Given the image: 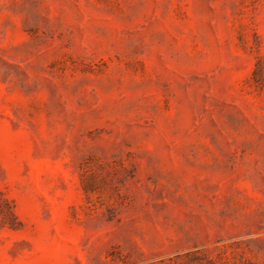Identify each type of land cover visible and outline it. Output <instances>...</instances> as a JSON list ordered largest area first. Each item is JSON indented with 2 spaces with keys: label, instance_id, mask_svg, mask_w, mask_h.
Segmentation results:
<instances>
[{
  "label": "rangeland",
  "instance_id": "rangeland-1",
  "mask_svg": "<svg viewBox=\"0 0 264 264\" xmlns=\"http://www.w3.org/2000/svg\"><path fill=\"white\" fill-rule=\"evenodd\" d=\"M0 264H264V0H0Z\"/></svg>",
  "mask_w": 264,
  "mask_h": 264
},
{
  "label": "trees",
  "instance_id": "trees-1",
  "mask_svg": "<svg viewBox=\"0 0 264 264\" xmlns=\"http://www.w3.org/2000/svg\"><path fill=\"white\" fill-rule=\"evenodd\" d=\"M10 213H11L12 216H15V214L13 213V211L10 212ZM11 227H12L13 229H16V228H17L15 225H11Z\"/></svg>",
  "mask_w": 264,
  "mask_h": 264
}]
</instances>
